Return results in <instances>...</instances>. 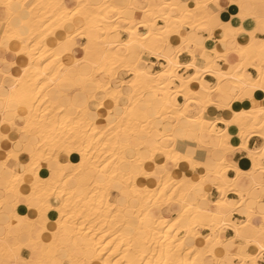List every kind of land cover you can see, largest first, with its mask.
I'll use <instances>...</instances> for the list:
<instances>
[{
  "label": "bare ground",
  "instance_id": "obj_1",
  "mask_svg": "<svg viewBox=\"0 0 264 264\" xmlns=\"http://www.w3.org/2000/svg\"><path fill=\"white\" fill-rule=\"evenodd\" d=\"M218 1L188 0L185 7H182L169 0H0V3L18 5L27 16L21 19V25L27 29L26 34L21 33L20 28L14 24L9 25L7 17L4 21L0 20V48L5 49L6 46V52L10 55L26 59L18 74L11 75L6 94L0 96V112H11L14 118L23 112L24 122L18 129L20 137L15 148L23 150V161L26 160V155H29L30 161H27V165L20 162V167L15 171L8 169L4 163H0V169L4 167L7 174H11L4 189L7 196L22 195L28 199V218L31 222L36 221L32 220L33 212L36 211L40 216L44 203L51 205L44 210V220L41 221L42 231L48 238L47 248L41 253L39 260H34L35 264H104L105 261L109 264H205L210 257L216 260V264L226 260H235L238 264H255L253 258L260 251L257 243L249 244L244 241L245 253L240 252L239 247L231 252L226 249L220 237L228 228L233 230L235 236L237 229L244 233L249 228L253 240L259 239V233L254 230L259 226H241V222L247 224L249 216L245 221L227 220V215H232L238 201L243 203L249 191L243 193L237 189L235 179L226 176L224 162L216 163L214 170H204L192 155L190 157L198 165L195 168L203 170L198 179L187 175L176 177L172 171V167L178 169L180 164L195 169L187 159L176 160V155H184L176 150L175 144L181 133L186 132L185 123L190 122L197 127L194 129V134L198 137L197 145L205 132L217 137L218 147L222 150L232 149L233 143L239 141L240 147L243 144L242 149L248 151L247 142L252 135L264 139V135L260 134L261 125H264V113L260 111L264 108L262 103L231 111L229 120L220 119L226 125L224 130L228 137L227 147L221 144L219 137L222 129L217 130V120L210 121L204 117L207 107L213 105L212 101L209 102L211 90L203 79L208 61L201 56L199 59L203 64L199 67L196 64L194 68H187V64L183 65L179 61L178 56L184 49L188 51L196 46L193 42L194 35L199 31L210 30L208 8ZM230 1L239 6L242 3V0ZM197 4L201 7L197 8ZM130 5L145 7L143 10L132 9L128 7ZM13 12L19 13L15 8ZM136 13L141 14L139 20L133 17ZM49 18L58 21V24H50L43 29L44 33H49L45 36L43 46L25 48L30 29L35 28L39 33L41 22ZM256 19L259 21L260 17ZM76 20L82 24L74 28ZM157 21H162L163 24L157 26ZM165 27L169 29L167 33L162 31ZM183 28H189L190 31L182 34ZM69 32L74 38L75 46L71 52L64 51L55 58L56 54L52 49L56 47V41L67 39ZM118 32L124 33L127 38L119 40ZM149 32L154 35L149 37L148 43L142 48L143 37L148 36ZM21 37L24 43L21 42ZM174 39L183 45L182 50L175 53V63L185 70L193 69L194 73L183 76L178 73L180 67L169 65L166 57L171 55L166 54L165 50ZM78 40L85 41L80 45L83 56L75 58L71 65H75L76 60H81L82 63L65 75L70 64H66L64 58L73 54ZM187 41L193 43L188 44ZM53 42L54 46L51 45ZM12 44L17 45L14 52H10ZM250 45L251 47L248 45L236 50L240 57L243 53L237 66L228 68L227 73L219 71L214 74L218 81L230 80L233 90H241L239 85L246 81V67L261 59V42ZM155 52H159V55L153 54ZM145 53L162 59L160 70H151L153 63L144 57ZM188 53L193 62V51ZM215 53L212 51L213 59ZM50 55L54 58L45 67ZM260 64L261 62H257L254 67L258 76ZM196 68H200V76L191 80L190 77L196 75ZM81 69H85L83 80L90 86L73 96L80 101L81 108H75L72 104L67 107L58 105L56 101L66 97V94H60L58 87L81 74ZM122 72H127L130 76L127 81L119 75ZM94 75L100 78L95 79ZM53 80L54 83L51 82ZM181 80L184 81L183 84ZM201 82L204 91L201 90ZM109 86L111 92L105 94V89ZM174 88H180V93L171 96ZM113 93H116L115 99ZM98 95L103 99L97 100ZM178 95L184 97L183 104L177 103ZM187 95H192L193 102L185 99ZM145 96L160 103L155 115H150L147 109L139 108V103L147 100ZM106 99H112L114 103V109L107 112L106 121H110L112 112L116 121L100 128L89 117L91 110L88 103L97 101L96 107L101 109ZM146 103L148 108L152 107L150 102ZM205 103L207 105L204 106ZM192 105L198 107L195 117L188 115ZM72 114L77 115L70 117ZM230 128L235 129V137L230 135ZM249 133L252 134L248 135ZM29 135L38 138V141L30 143ZM132 138L138 139L137 145L131 144ZM52 151L56 152L50 156ZM11 152L12 149L6 152L7 158ZM44 153L57 164L53 169L50 168V172L46 170L47 164L38 160ZM169 154H172L171 160ZM73 156L76 160L72 159ZM248 157L252 162L251 170L239 175L248 176L255 186L256 176L264 173L263 156L250 150ZM147 161L155 165V170L158 165H163L164 172L158 182L155 180L152 185L139 187L136 185L138 178H149L148 175L138 174L141 170L145 172L144 164ZM68 170L71 172L66 173ZM207 175L215 178L219 192L212 210L200 207L198 202L191 203L187 200L194 183ZM114 182L128 189L125 207L110 202V187ZM229 191H233L240 200L236 202L229 199ZM161 192H167V196H174V199L169 201ZM31 199L33 203H30ZM161 204L170 209L177 206V214L174 217L154 216L151 209ZM2 207L0 203V209ZM50 213L54 215L53 218ZM131 216L137 218L135 223L129 220ZM199 228L208 233L202 235ZM178 234L181 236L178 237ZM209 236L214 239L209 241ZM7 237L8 233L6 237H0V253L4 255L9 252L13 259L14 248L8 243ZM251 245L255 247L253 251H249ZM218 250L221 255L217 254ZM61 251H64V257H60Z\"/></svg>",
  "mask_w": 264,
  "mask_h": 264
},
{
  "label": "crops",
  "instance_id": "obj_2",
  "mask_svg": "<svg viewBox=\"0 0 264 264\" xmlns=\"http://www.w3.org/2000/svg\"><path fill=\"white\" fill-rule=\"evenodd\" d=\"M169 1H171L174 5H181L182 7H185V5L188 2V0L187 1L169 0ZM217 5H219V8L217 7ZM242 5L243 7H241ZM210 7L211 6H209V8ZM14 8L16 11L20 13V17L18 19H14L12 24L20 28L21 33L26 34L27 29L21 25V19L26 16L25 11L18 8V5H15ZM209 8H208V14L210 17L208 23L211 27L210 30L212 29L211 31L212 39H207L209 31H199L197 32V34L194 35L193 42L195 43V41H197L198 38L202 39L203 47L207 49L210 55H213L212 54L213 49H215L216 53L218 52L220 54H223L225 51V43H222V41H224L225 39L224 30L219 26H215V21L212 19L214 13L217 14V19L222 24H226V25L230 24L233 29H239L243 27V31H239L236 33H229V37L227 40V46L229 48L228 62L226 63L225 60L223 59H216L215 67L212 69V72H206L203 75L204 81L207 83V86L209 85V89L211 90L210 99L213 103V105L207 107L204 117L205 119L210 121L217 120L215 122L217 130L218 129L224 130L226 129V125L219 120L220 119L229 120L231 111L247 109L264 103V91H261L259 89H255L251 92V98H248L245 95L242 98H239L238 100L236 98L229 99V97L233 95L241 96V90H233V86L230 80L225 79L222 81H218L216 76L213 74V72L217 73L219 71L227 73L229 72L228 68H233L241 62V57L236 52V50L239 47H246L253 42L264 41V32L257 30L258 21L256 19V17L261 18L262 16H264V0H242L240 6L235 3H231L230 0H219L216 4L212 5L210 9ZM242 13L245 14L244 19H241ZM133 17L139 20L141 18V14L136 13ZM5 18L6 15L4 9L0 8V20L4 21ZM81 24H82L81 21L76 20L73 24V27L74 28L80 27ZM162 24H163L162 21L156 22L157 26H160ZM0 29H1V25H0ZM189 31H190L189 28H183L182 34H186ZM252 33L255 34L254 40H253V36L251 35ZM119 35L121 41L127 38V36L124 33H120ZM84 42L85 41L81 42V40H78V46L74 49L73 54L71 53L65 56L64 62L66 64H71L75 60V58H81L83 56L82 55L83 51L80 45H82ZM51 45L54 46L55 43L53 42L51 43ZM181 48H182V43L174 39L171 42V44L166 48L165 52L167 51L166 54L169 53L168 55H172L173 50L181 49ZM16 49H17V45L14 44L10 45V52H14L16 51ZM183 51L179 54L178 58L183 65H186L192 62V57L188 53V51H186L185 49ZM192 51L195 54V56L198 57V59L196 60L197 66L198 67L201 66L203 62L199 59V57L202 56L199 49H197L195 46L192 47ZM0 56H3L8 61V64L10 65V67H8V71L10 75L18 74L20 69L26 63V59L24 57L10 55L8 52L5 51L4 48H0ZM148 60L149 62L153 63V66L151 67V70L153 72L158 71V69L160 70V64L162 63V59H157L154 56H148ZM257 62H261V59L257 60ZM256 63L254 62V64ZM3 68L4 65H0V84H2L1 85L2 87L0 88V96H4L6 94L8 90V86L10 84V79H6L5 76L3 75ZM178 73L182 74L183 76H187L189 74L194 73V70L193 69L185 70V68L182 67L178 69ZM119 75L125 81H127L130 78L129 75H123V73H120ZM244 75L246 78L247 76H252L253 78L258 77L257 71L251 65H248L246 67ZM97 77L100 78V76L94 75L95 79ZM74 80H76V78ZM217 88H219V91H217ZM58 90L60 94L61 93L64 95L66 94L68 96V98L65 100L62 97L56 101L60 106L64 105L63 107H67L69 104H72L75 108H81L80 101L76 100L75 97H73L75 96L76 93L82 92L80 88L74 86L73 89L66 92L65 88H61L59 86ZM149 98L150 97L145 96V99L147 100L145 102L144 101L140 102L139 104L141 105H139V108L140 109L142 108V110L147 109L150 115H155L156 109L157 107L160 106V103L155 100H151V98L150 99ZM96 99L101 100L103 99V97L101 95H98V97L96 96ZM176 101L178 104H183L184 97L182 95H178L176 96ZM146 102H150L152 104V107L148 108ZM225 102H226V106H225ZM96 106H98L97 101H90L88 103V107L91 110V113H89L90 114L89 117L94 121L96 126L102 128L107 124L106 121V116L108 115L107 112H109V110L114 109V103L112 99H106L104 101L103 108L100 109L97 108ZM197 112H198V107L192 105L188 112V115L195 117L197 116ZM112 114L109 118L110 121L114 119V115ZM2 115L3 117L1 118ZM23 115H24L23 112H20L19 116L15 118L11 116V112L8 114L1 113L0 115V155H1L0 163L2 164L4 161H8L7 167L8 169L10 168V170L12 171L13 170L15 171V169H17V163H16L17 161H19V164L22 163L25 165H27V163L30 161L29 155H26L25 161L21 159L23 157L22 149L20 154L16 152V154L19 155L17 159L12 158L7 160L6 157V152L10 149H12V151L15 149V143L20 137V131L18 129L19 127H21V125L24 122ZM11 123H13V125H11ZM196 128L197 127L193 125V123L188 122L184 124V129L186 130V132L181 133V137L177 138L175 144L176 150L186 156L194 155L195 159L202 164L204 170H214L216 167V163L223 161L224 166H226L227 168L226 176L229 179H235L237 189L243 193L249 191V194L245 198L243 203L238 201L240 200V198L233 191H229L227 193V197L229 199L236 202L238 201V205L236 209L232 211V215L230 217H227V220L245 221L247 217L251 215L252 225L259 226L262 219L261 214L262 211H264L261 205L262 198H264V189H263L264 173H261L256 176L255 180L257 182L255 183V186H253L248 176L246 175L237 176L236 171L238 170L239 173H247L251 170L252 162L248 157V151L251 150L253 152L260 153L264 157V139L259 137L258 135H252V137H250L247 142L248 151L240 147L239 141H235L233 143L232 149H235V151H232V149L222 150L218 147L217 137H215V135H209L206 132L201 136V138H199L200 144L197 145L196 140H198V137L197 135L194 134V129ZM234 130H235L234 128H230L229 130L230 135H232L233 137H235L236 135V131ZM4 136H6L7 138H4ZM29 141L30 143L34 144L38 141V138H35L33 135H29ZM131 144L133 146H135L136 144V141L133 140V138L131 139ZM72 159L76 160V157L73 156ZM156 161L160 162L159 159H156ZM175 168L176 167H172V171L174 172L176 177H180L181 175H187V176H194V178L198 179L199 174L201 175L203 173V170L199 168L191 169L188 165L186 166L184 164H180L178 169ZM144 169L145 172H151L154 173V175H148L149 177L148 179L143 177L138 178L136 181V185L139 187L141 186L143 187L145 185H152V182H156V181L158 182V180L160 179L161 175L164 172L163 165H158V169L155 170V165L150 161H147L146 164H144ZM46 170L47 172H50L49 165L46 167ZM10 176L11 174L10 173L9 175L7 174L6 168L3 167L0 169V203H2L3 205V207L0 209V237H6L8 233L7 241L12 247L15 246L14 244L15 241L11 243L9 238L10 235L15 237V240L18 239L20 240L21 243L28 245L27 247H23V249L20 248L21 250L19 253L21 256H23V258L28 259L31 257L33 260H39L41 257V253L47 248L48 238L45 237L42 229L40 230L38 237L37 234L36 237L33 236L34 227H32L31 224L29 223L30 219L28 218V212L30 211L28 199L22 195L20 196L12 195V197H8L7 194L5 193L4 189L5 186L7 185L8 180L10 179ZM209 176L210 175H207V177L203 180V183H201V181L194 183L195 185L196 184L197 185L195 187L194 185L192 186L187 196V200L189 202L191 203L198 202L197 204L200 207L207 209H211L213 207L214 202L219 198V192L216 189V180L212 175L211 177ZM99 179L101 180V177H99ZM77 191L79 192V190L76 189V192ZM203 195H206L207 197L204 198ZM127 201H128V189H126L122 184L118 182H114L110 187V202L114 203L117 206L125 207L127 205ZM31 202L32 203L34 202L33 199H31L30 203ZM176 207L177 206L174 205L170 209L169 207H166L165 205L161 204L159 206L153 207L151 210L154 216L174 217L178 211V208ZM212 209H214V207ZM252 212H256V214L254 213L252 214ZM46 216L49 217V214H46ZM51 217L53 218L54 215L51 214ZM8 221L10 222V224L7 226V233H4L3 229ZM40 223L42 224V222ZM13 227H15L14 230H12ZM201 233L202 235H205L208 233V231L202 230ZM244 234H247L249 236L253 235L252 231H250L249 228H246ZM220 237L226 249L230 250L231 252H234L236 250L237 247L233 248L229 244V241H232L231 239L235 237V234L232 229L230 228L226 229L222 233V235H220ZM235 243L239 245L244 242L240 240H236ZM250 247L251 248L249 249V251H253L255 249L253 245H251ZM29 248H31L32 251H29ZM240 252L245 253L246 249H243V251L240 250ZM217 254L221 255V251L218 250ZM2 255L3 254L0 253V264H11L12 259L6 261L5 259L2 258ZM59 255L60 257H64V251H61ZM205 264H216V260L210 257L207 259Z\"/></svg>",
  "mask_w": 264,
  "mask_h": 264
},
{
  "label": "snow or ice",
  "instance_id": "obj_3",
  "mask_svg": "<svg viewBox=\"0 0 264 264\" xmlns=\"http://www.w3.org/2000/svg\"><path fill=\"white\" fill-rule=\"evenodd\" d=\"M15 6L12 5L11 3H0V8H3L5 11V15L7 17L8 23L9 25L12 24L14 19H18L19 18V13L13 12V8ZM132 9L135 8H139L141 10L144 9V5H130L128 6ZM197 8H200L201 5L197 4L196 6ZM206 7V6H205ZM217 7L219 8V5H217ZM243 7V5L241 6ZM72 15L74 16L75 13H72ZM212 19L215 21V26H219L221 28H223L224 30V41H222V43H225V51L223 54L220 53H215V59H213L212 55H210L207 51V49H205L203 47V40L198 38L197 41H195L196 44V48L199 49L202 57L204 59H206L208 61V67H206L204 69L205 72H208L210 70H212L215 67V60L216 59H223L225 60V62H228V57H229V48L227 46V40L229 37V33H236L239 31H243V27L239 28V29H233L231 27L230 24H222L219 22V20L217 19V14H213ZM241 19H244V15L243 13L241 14ZM57 25L58 21L56 20H52L51 18L41 22L40 24V29L41 31L39 33H37L35 28H31L30 29V35H29V39H28V43H26L24 46L25 48H29V47H34V48H39L41 46H43V41L45 39V36L48 35L49 33H44L43 29L49 27V25ZM261 32H264V16H262L259 21H258V29ZM164 33H167L169 31V29L167 27H165L162 30ZM5 35H7V30H5ZM154 35V33L149 32L148 36L143 37L144 40V44H141V47L143 48L149 41V37H152ZM253 36V40L255 39V34L252 33L251 34ZM207 39H212V35H211V30H209ZM21 42L24 43L23 37H21ZM188 44L193 43L192 41H187ZM75 46V41L74 38L71 34V32H69L67 39H58L56 41V47H54L52 49V52L56 54L55 58H58V55L61 54L64 51H68L71 52V49ZM249 47H251V45H249ZM183 48V45H182ZM181 49H176L173 50V54L170 57H166L168 59L169 65L170 66H174V67H180L179 64L175 63L176 61V55L175 53H178L179 51L182 50ZM5 51H8L7 47L5 46ZM188 51L190 53H192V49L189 48ZM213 52H215V49H213ZM87 53V49H85V54ZM153 54L159 55V52H155ZM29 58L31 59V52L28 53ZM241 57L243 58V53H241ZM54 57L52 55L49 56V60L48 62L45 63V67H47V64L51 62V60ZM80 63H82L81 60H76L75 65H69L68 68L66 69V73L70 74L72 72V69L76 66L79 65ZM0 65H4L3 68V75L5 76L6 79H11V75L9 74L8 71V67H10V65L8 64V61L3 57L0 56ZM243 65L241 64L240 67H242ZM252 67H256L255 64L251 65ZM187 68H194L196 67V56L195 54H193V62L189 63L186 65ZM25 71H27V69H25ZM231 71V69H230ZM237 71H239V68H237ZM258 72H259V76L256 78H253L252 76H247L246 81H242L241 84L239 85L240 89H241V96H230L229 99L231 98H242L243 96H247L248 98H251V92L255 89H259L261 91H264V41H261V64L258 67ZM213 74H216L215 72H213ZM200 76V68H196V75L190 77L191 80H195ZM52 83H54L55 81H51ZM181 83L183 84L184 81L181 80ZM15 89H13L14 91ZM201 90L204 91V86H203V82H201ZM109 92H111V86H109V88L105 89V94H108ZM117 92H119V83L117 82ZM113 98H116V93H113ZM187 99V97L185 98ZM118 102V101H117ZM209 102H211V99L209 100ZM225 106H226V102H225ZM262 113H264V108H261L260 110ZM231 123V121L229 122ZM15 126V125H14ZM252 133H249L248 135H250ZM261 135H264V125H261ZM242 135H244V133H242ZM6 138V137H5ZM228 137L226 134L225 130H222L220 137H219V142L221 144H223L225 147H227L226 141H227ZM241 148H243V144H241ZM232 151H235V149H232ZM17 149H14L13 152L9 153V159H12L13 156L16 154ZM169 159H172V154H169ZM180 159H187L188 162L190 164H192V166L195 168L198 165L196 164V162L194 160H192V158L190 156H185V155H176V160H180ZM5 166L8 165V161H4L3 162ZM17 163V167H20L19 161L16 162ZM262 165H264V157H262ZM35 166V165H33ZM14 171V170H13ZM237 173L239 175V171L237 170ZM138 174H142V175H154V173L151 172H143L142 170L138 173ZM218 175H220V173H218ZM221 178L223 179V177L221 176ZM205 178L202 177L201 178V183H203V180ZM196 185H194L195 187ZM161 195H164L168 198L169 201L174 199V196L172 197H168L167 196V192H161ZM19 202V201H18ZM261 205H262V209H264V198H262L261 201ZM51 205L47 204V202L44 203L43 207L41 208L40 211V216L37 218L36 221H32V225L33 227L36 229V234L37 237L39 236V232L42 229V224L40 223L41 221L44 220V210L48 207H50ZM63 212L61 211V215L63 216ZM262 219H261V223L259 225L258 229L254 228V225H252V219H251V215H249V221L247 222V224H245L244 222H241V226L242 227H249L252 226L254 228L255 231H257L259 233V239L258 240H253V238L247 234L241 233L239 231V229H237L236 231V236L233 237L232 241H229V244L231 245V247L236 248L239 247L241 249V251H243L245 244L241 243L239 245H237L235 243L236 240H240L242 242L246 241L247 243H257L260 251L257 253V256L253 258L255 264H264V211H262ZM177 224L179 223V221L176 222ZM224 226H227V224H225ZM209 241L213 240L214 237L209 236ZM28 245L21 243L20 247H27ZM29 251H32L31 248H29ZM11 264H35L34 260L30 257L28 259L23 258V256L20 255L19 251L17 250V252L14 254L13 259L11 261ZM104 264H109L108 261H105ZM221 264H238L237 261L235 260H231V261H223L221 262Z\"/></svg>",
  "mask_w": 264,
  "mask_h": 264
},
{
  "label": "rangeland",
  "instance_id": "obj_4",
  "mask_svg": "<svg viewBox=\"0 0 264 264\" xmlns=\"http://www.w3.org/2000/svg\"><path fill=\"white\" fill-rule=\"evenodd\" d=\"M121 32H118V38H119V40H120V34ZM82 41H84V40H81V42ZM147 53H145L144 54V57H147L148 58V56L149 55H146ZM181 68V67H180ZM179 68V69H180ZM82 70V69H81ZM85 70V69H84ZM84 70H82V71H79V73H81V74H79V75H77L75 78H76V80H74L75 78H73V80H71V81H66V82H64V83H62L61 85H60V87L61 88H65V91L67 92V91H69V90H71V89H73L74 88V86L75 87H78V88H80L82 91H83V89H84V91L85 90H87L88 88H90V86H87V83L83 80V75H84ZM159 70V69H158ZM123 73V75H128L127 74V72L125 73V72H122ZM83 74V75H82ZM120 74V73H119ZM78 77H80V78H78ZM81 81V82H80ZM67 82H68V84H67ZM91 82V81H90ZM75 83V84H74ZM77 83V84H76ZM92 83V82H91ZM81 84V85H80ZM83 84V85H82ZM181 89L180 88H174L172 91H171V96H174V95H177L178 93H180L179 91H180ZM187 98H188V102H193L192 101V95H187L186 96ZM64 98H68V96L66 95V97H64ZM59 105V104H58ZM205 105H207V103H205L204 104V106ZM49 109H52V108H49ZM77 114H75V116H76ZM74 116V114H72V115H70V117H75ZM116 121V118H114V119H112L111 121H109V122H107V123H110V122H115ZM106 126V125H105ZM159 132L161 131V130H158ZM135 141H136V144L135 145H137L138 144V139H136V138H133ZM15 149H17V147L15 148ZM21 149H17V153H21ZM56 151H52L51 152V155L50 156H52L54 153H55ZM62 154V153H61ZM50 156H49V158H47V155L44 153L43 154V156L40 158V159H38V160H40V161H42L43 163H46L47 164V166L49 165L50 166V168H54V166H56L57 164L55 163V162H53V159L51 158L50 159ZM13 158L14 159H17L18 158V155L17 154H15L14 156H13ZM7 160H9V157L7 158ZM71 171L70 170H68L66 173H70ZM136 206H139V205H136ZM227 216H231V215H227ZM39 217V213H37L36 211L35 212H33V219L32 220H37V218ZM129 220L132 222V223H135L136 222V220H137V218H135V217H133V216H131L130 218H129ZM10 224V222L8 221L6 224H5V226H4V233H7V226ZM30 224H31V226L33 227V225H32V223H31V221H30ZM15 229V227H13V229L12 230H14ZM42 230H43V228H42ZM203 229L202 228H199V231L201 232ZM33 232H34V237H36V229L35 228H33ZM179 236H181V234H178V237ZM10 241H11V243H13L14 241V244H15V246L13 247L14 248V252L16 253L17 252V250L20 252V250L22 249L21 247H20V244H21V242H20V240H18V239H16L15 240V237H13V236H11L10 235ZM19 248V249H18ZM21 248V249H20ZM251 248V247H250ZM11 253H9V252H7V253H5L4 255H2V258L3 259H5L6 261L8 260H11Z\"/></svg>",
  "mask_w": 264,
  "mask_h": 264
}]
</instances>
